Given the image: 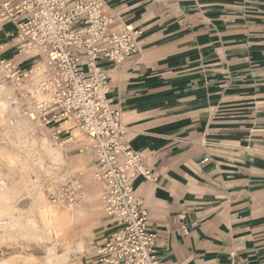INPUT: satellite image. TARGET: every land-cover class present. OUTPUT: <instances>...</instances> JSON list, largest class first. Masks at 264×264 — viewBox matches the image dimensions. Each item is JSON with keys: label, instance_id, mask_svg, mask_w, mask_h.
Here are the masks:
<instances>
[{"label": "crops", "instance_id": "0c3cea01", "mask_svg": "<svg viewBox=\"0 0 264 264\" xmlns=\"http://www.w3.org/2000/svg\"><path fill=\"white\" fill-rule=\"evenodd\" d=\"M102 1L140 31L136 52L101 66L125 140L156 175L133 186L158 263L264 264V0ZM83 140L65 148L93 170ZM114 228L95 227L89 264Z\"/></svg>", "mask_w": 264, "mask_h": 264}, {"label": "built area", "instance_id": "2783aa9c", "mask_svg": "<svg viewBox=\"0 0 264 264\" xmlns=\"http://www.w3.org/2000/svg\"><path fill=\"white\" fill-rule=\"evenodd\" d=\"M11 20L17 26L15 54L40 61L24 67L23 59L0 53L3 79L17 90L24 113L55 143L76 140L62 134L61 123L70 120L83 135L81 148L93 154L100 203L115 225L97 248L94 264H159L149 212L133 186L138 176L155 181L156 175L125 140L121 112L107 97L110 83L101 66L136 52L140 31L116 26L102 0H0V28ZM48 190L54 202L81 201L82 184L75 174L60 172Z\"/></svg>", "mask_w": 264, "mask_h": 264}, {"label": "rangeland", "instance_id": "374dc122", "mask_svg": "<svg viewBox=\"0 0 264 264\" xmlns=\"http://www.w3.org/2000/svg\"><path fill=\"white\" fill-rule=\"evenodd\" d=\"M0 29V46H2L0 53L3 57H11L15 55L16 51L14 47V37L17 34L16 21H7L2 24ZM18 56L28 66L40 61L39 58L27 59L20 54ZM2 75L0 69V85H3L7 91L3 94V97L10 98L12 95L17 97L18 103L16 104L19 106V114H14L10 111V107L15 106L12 98L8 107L0 112V180L2 184L8 186L17 185L16 180L20 176L29 180L27 188L22 185L15 198L10 201V204L14 206L12 217L40 218L38 214L40 207L33 204L35 194L42 195L47 204H56L55 206L61 210H65L68 207L66 205L72 206L79 215L70 221L63 219L64 217L58 219L51 235H47L38 226L35 228L34 235H24L15 227H11L8 231L5 225L9 217L0 214V261L10 259L12 264H49L44 261L48 248H51L57 254H62L67 243L73 247L77 242H81L83 249L81 253L77 254V257L74 255L77 251L71 248L64 262L54 264H89L90 257L88 256L91 254L90 244L95 227L107 219V215L103 212L100 204L102 186L93 180L91 165H87V169L80 167L78 170V166L71 161L76 152H70L67 147L65 148V146H59L55 143L47 129L37 121L32 120V125L28 127L18 126L17 119L19 115L23 117L26 115L23 111L22 99L17 90L10 82L5 81ZM61 127L63 135L70 133L75 135L76 139H83L80 129L73 122L68 121ZM42 138H45L53 148L63 154L64 161L59 163L56 168H52V164L47 159H44L43 167H39L36 164L43 155ZM34 139H37V141L32 142ZM3 151L17 154L18 158L25 161L27 166L22 169L19 165H16L14 167L15 172H7L8 167L3 158ZM60 172L78 176L79 182L82 184L80 202L76 204L54 202L48 196V189L53 186ZM3 203L0 205V209L5 205ZM3 227L5 228L3 229Z\"/></svg>", "mask_w": 264, "mask_h": 264}, {"label": "bare ground", "instance_id": "6f19581e", "mask_svg": "<svg viewBox=\"0 0 264 264\" xmlns=\"http://www.w3.org/2000/svg\"><path fill=\"white\" fill-rule=\"evenodd\" d=\"M5 92L7 91L4 88V86L0 85V112H2L4 109L8 107L9 101L12 98V101L15 103V106L10 107V111H12V113L14 114H19V106L18 104H16L18 103L17 97L15 95H12L10 98H5L3 97V94ZM68 121L70 120H66L62 122V125L64 126V124L67 123ZM17 123H18V126L28 127L32 125L33 122L28 116L25 115L23 117L19 115L17 119ZM36 141L37 139H34L32 142H36ZM31 146L33 145L31 144ZM41 146H42L43 155L36 162V164L39 167L44 166L43 165L44 159H47L48 162L52 164V168H56L59 165V163L64 161L62 152L58 151L56 148H53L46 141L45 138L41 139ZM2 154L5 160L6 166L8 167L7 172H10V173L15 172L14 167H16V165H19V167H21L22 169L25 168V166H27L26 162L20 160L18 158V155L13 152L3 151ZM12 163L14 164L12 165ZM28 182L29 180L23 176H20L19 179L16 180L17 185L8 186L5 184H2L0 180V205L3 202L5 203V205L2 206V209H0V214L9 217L5 225L8 231L11 229V227H15L24 235H34L35 228L38 226L40 229L42 228L47 235H51L55 228V223L58 219L64 217L63 219L70 221L71 219L78 217L79 215L78 212L75 209H73L72 206L66 205L68 207H66L65 210H61L59 207L55 206L56 204H51V205L47 204L44 197L40 194H35L33 197L34 198L33 204L37 207L39 205L40 207L39 212H38L40 218L33 219V218H28V217L27 218L26 217H12V210L14 209V206L10 204V201H12V199L15 198L16 194L20 191V188L22 187V185L23 187L27 188ZM5 227H3V229ZM71 248L77 251L74 253L75 257H77V254L82 252L83 246L81 242H77V244L73 247L69 243H67L64 246V251L62 254H57L56 252L52 251L51 248H48L47 254L44 257V261H46L49 264L64 262L67 259L68 253ZM0 264H12V262L10 259H3L2 261H0Z\"/></svg>", "mask_w": 264, "mask_h": 264}]
</instances>
